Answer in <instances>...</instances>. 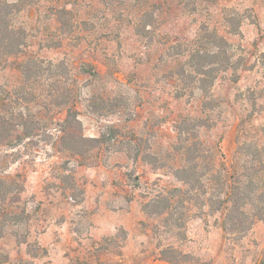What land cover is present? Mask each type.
I'll return each mask as SVG.
<instances>
[{"label": "rangeland", "instance_id": "374dc122", "mask_svg": "<svg viewBox=\"0 0 264 264\" xmlns=\"http://www.w3.org/2000/svg\"><path fill=\"white\" fill-rule=\"evenodd\" d=\"M0 127V264H264V0H0Z\"/></svg>", "mask_w": 264, "mask_h": 264}, {"label": "trees", "instance_id": "16d2710c", "mask_svg": "<svg viewBox=\"0 0 264 264\" xmlns=\"http://www.w3.org/2000/svg\"><path fill=\"white\" fill-rule=\"evenodd\" d=\"M21 31L18 30H14L11 29L10 30V34H11V38L10 41L7 42V47L6 48L8 53H13L16 49H19V47L22 45L20 44L21 42H17V38L15 37L16 33H19ZM69 113H71V111H69ZM67 122L69 123V127L72 125V121L69 119H67ZM66 123V122H65ZM1 128V127H0ZM242 153V151H240ZM251 159L253 161V165L255 167H257L255 169V177H257V179L260 180V182H262L261 184V192H259L257 199H259L260 204L264 206V146H256L254 147L253 152H251ZM252 166V167H254ZM259 168V169H258ZM254 182V180H249L248 183H246L245 185H237L235 182L233 183H225V185L228 186L227 187H223V188H227V193L224 194L225 198H223L222 200L218 201L219 205V209H225L226 211H228V214L226 215V220L225 222L229 221H233L235 218H239V215L242 216H246L247 220H251V218L248 216V214H246V212L241 211L239 208H241L240 206L242 205H246V203H248L249 199H250V195L249 194H244V197H241V191H247V187L249 186V184H252ZM239 183H241L239 181ZM259 188V187H258ZM221 194V192H220ZM223 194V192H222ZM246 220V221H247ZM245 223V222H244Z\"/></svg>", "mask_w": 264, "mask_h": 264}]
</instances>
